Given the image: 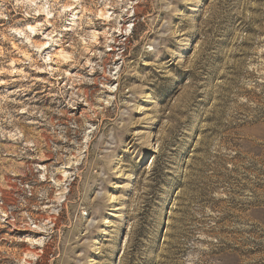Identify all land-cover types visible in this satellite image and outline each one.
Listing matches in <instances>:
<instances>
[{"label":"rangeland","instance_id":"374dc122","mask_svg":"<svg viewBox=\"0 0 264 264\" xmlns=\"http://www.w3.org/2000/svg\"><path fill=\"white\" fill-rule=\"evenodd\" d=\"M0 264H264V0H0Z\"/></svg>","mask_w":264,"mask_h":264}]
</instances>
